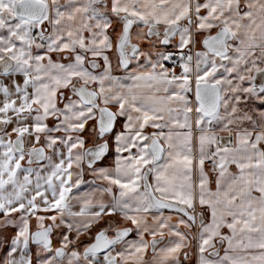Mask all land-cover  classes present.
<instances>
[{
    "label": "snow or ice",
    "instance_id": "snow-or-ice-1",
    "mask_svg": "<svg viewBox=\"0 0 264 264\" xmlns=\"http://www.w3.org/2000/svg\"><path fill=\"white\" fill-rule=\"evenodd\" d=\"M0 264H264V0H0Z\"/></svg>",
    "mask_w": 264,
    "mask_h": 264
}]
</instances>
